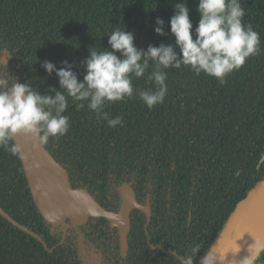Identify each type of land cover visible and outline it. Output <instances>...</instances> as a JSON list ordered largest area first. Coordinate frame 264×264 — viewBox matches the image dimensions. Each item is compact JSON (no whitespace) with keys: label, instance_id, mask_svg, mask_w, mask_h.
<instances>
[{"label":"trees","instance_id":"16d2710c","mask_svg":"<svg viewBox=\"0 0 264 264\" xmlns=\"http://www.w3.org/2000/svg\"><path fill=\"white\" fill-rule=\"evenodd\" d=\"M180 2L0 0V53L13 58V63L0 64V73L29 82L44 95L59 88V80L42 63L48 60L59 69L67 60L82 81L81 62L91 48H110L107 34L117 27L133 31L138 48L174 44L169 21ZM241 4L244 22L259 32L264 49V0ZM197 5L198 0H187L194 28L200 19ZM157 17L165 21V36L154 32ZM153 67L133 77L136 90L156 88L147 79ZM165 71L167 95L151 110L138 96L106 105L110 117H123V127H109L87 102L77 108L81 102L69 97L64 113L70 118L69 132L42 143L67 172L71 187L86 190L106 211L118 212L123 187L148 206L147 224L142 212L130 214L129 249H119L118 231L104 218H90L81 226L66 219L65 233L62 224L46 222L19 153L0 147V207L44 243L0 216V264H89L84 251L90 245L116 246L118 255L131 253L133 245L164 246L151 250L168 254L156 258V264H190L191 246L201 244L192 264L201 262L237 205L264 177V51L229 74L224 84L203 72L196 76L183 65ZM256 264H264V253Z\"/></svg>","mask_w":264,"mask_h":264},{"label":"clouds","instance_id":"9594fccd","mask_svg":"<svg viewBox=\"0 0 264 264\" xmlns=\"http://www.w3.org/2000/svg\"><path fill=\"white\" fill-rule=\"evenodd\" d=\"M174 8L169 21L174 44H149L146 50L138 48L135 33L117 27L107 34L110 48L102 51L91 48L89 56L81 62L85 69L82 81L67 60L62 61L63 67L59 69L45 60L41 66L49 75L55 72L59 80V88L51 87L48 94L42 95L31 83H21L9 73H0V147L15 155L18 147L9 145L20 133L31 135L41 143L65 136L70 129V118L64 114L69 107V97L81 102L77 108H84L83 102H87V108L99 120L107 121L109 127H123V117H110L104 110L106 105L134 96L149 110L163 103L168 92L166 69H179L183 65L196 76L203 72L224 84L229 74L264 51L259 32L251 23L244 22L246 10L241 0H198L200 19L195 28L187 0L175 4ZM155 25L157 35H167L162 18L157 17ZM150 65L154 67L147 79L153 81L156 88L136 90L133 77H143ZM260 159L264 160V154ZM253 240L248 246V255L239 264H256L264 253V238L253 237ZM201 247V244L191 246L190 264ZM239 251L236 243L235 254ZM223 258L208 250L200 261L201 264H217L223 262Z\"/></svg>","mask_w":264,"mask_h":264},{"label":"water","instance_id":"95a60500","mask_svg":"<svg viewBox=\"0 0 264 264\" xmlns=\"http://www.w3.org/2000/svg\"><path fill=\"white\" fill-rule=\"evenodd\" d=\"M9 63H13L11 55L7 52L0 53V64ZM13 141L18 147L30 190L40 214L54 227L62 224L63 233L68 228L66 219L74 226H81L90 218H104L118 229L120 243L126 246L130 212L137 208L150 215L147 207L137 203L129 187H123L121 190L120 210L116 213L106 211L86 190L71 187L65 169L56 162L39 140L20 133ZM0 216L43 243L34 232L10 219L1 207ZM253 237L264 238V177L237 205L209 250L218 256L223 255V262L218 261L217 264H239V261L248 255L247 249L254 242ZM236 243L240 246V251L235 254Z\"/></svg>","mask_w":264,"mask_h":264},{"label":"flooded vegetation","instance_id":"af4514ba","mask_svg":"<svg viewBox=\"0 0 264 264\" xmlns=\"http://www.w3.org/2000/svg\"><path fill=\"white\" fill-rule=\"evenodd\" d=\"M136 201H137V199H136ZM137 203L140 206L148 208V206L142 205L138 201H137ZM121 205H122V203H121ZM120 208H121V206H120ZM120 208H119V210H120ZM133 210H138V211L142 212L146 216V224L149 222L150 217H151L150 209H149V211H150V215L149 216L145 212H143V211H141V210H139L137 208H135ZM131 212H130V214H131ZM129 219H130V216H129ZM117 231H118V229H117ZM118 235H119V232H118ZM119 240H120V238H119ZM122 248L123 249H129V246L128 245L123 246L121 244L119 249H122ZM130 248L133 249V251L131 253H125V254H119L118 255V254H116L114 252L115 249H118V247H116V246H108V245L95 246V245H90V246L85 247L86 251H84V257H85V260L89 264H93L94 261H99L100 262L99 264H101V262H102L101 260H103L105 258L108 260V262L106 261L105 264H156V261H155L156 258H158V257H167L168 256V254L166 252L164 254H162V253H153L151 251V250H154V249L155 250L156 249L166 250V247H164V246L133 245ZM99 250L100 251L109 250L110 252L109 253H97V251H99ZM127 257H128V260L126 262H124V263L120 262L121 258L127 259Z\"/></svg>","mask_w":264,"mask_h":264}]
</instances>
